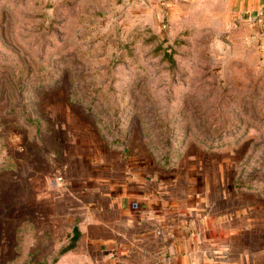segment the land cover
I'll return each instance as SVG.
<instances>
[{
	"label": "rangeland",
	"instance_id": "374dc122",
	"mask_svg": "<svg viewBox=\"0 0 264 264\" xmlns=\"http://www.w3.org/2000/svg\"><path fill=\"white\" fill-rule=\"evenodd\" d=\"M154 1L0 0V264H117L96 240L131 167L264 264L263 34Z\"/></svg>",
	"mask_w": 264,
	"mask_h": 264
},
{
	"label": "crops",
	"instance_id": "0c3cea01",
	"mask_svg": "<svg viewBox=\"0 0 264 264\" xmlns=\"http://www.w3.org/2000/svg\"><path fill=\"white\" fill-rule=\"evenodd\" d=\"M157 1V0H156ZM154 1L155 3H157ZM194 1L221 4L212 15L225 22H244L260 33L264 44V0H166L171 6ZM178 8V7H176ZM145 165H143V170ZM150 177L131 167L130 176L121 179L112 194L113 204L105 208L112 218L100 221L104 230L96 240L100 253L111 252L117 264H229L225 261L223 224L208 220L191 207L167 205L159 190H153Z\"/></svg>",
	"mask_w": 264,
	"mask_h": 264
},
{
	"label": "trees",
	"instance_id": "16d2710c",
	"mask_svg": "<svg viewBox=\"0 0 264 264\" xmlns=\"http://www.w3.org/2000/svg\"><path fill=\"white\" fill-rule=\"evenodd\" d=\"M80 236V233L79 232H77V236H76V239H78V237ZM78 241V240H77ZM77 243V242H76ZM74 245H76L75 243H73V244H70L69 246H67L66 248H64L63 250H62V252L61 253H65L67 250H69V249H71Z\"/></svg>",
	"mask_w": 264,
	"mask_h": 264
}]
</instances>
